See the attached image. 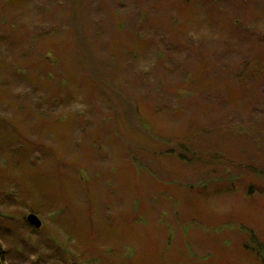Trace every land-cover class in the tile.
Segmentation results:
<instances>
[{
    "label": "rangeland",
    "instance_id": "1",
    "mask_svg": "<svg viewBox=\"0 0 264 264\" xmlns=\"http://www.w3.org/2000/svg\"><path fill=\"white\" fill-rule=\"evenodd\" d=\"M263 125L264 0H0L1 264H264Z\"/></svg>",
    "mask_w": 264,
    "mask_h": 264
},
{
    "label": "trees",
    "instance_id": "2",
    "mask_svg": "<svg viewBox=\"0 0 264 264\" xmlns=\"http://www.w3.org/2000/svg\"><path fill=\"white\" fill-rule=\"evenodd\" d=\"M213 2H215L216 0H212ZM258 71L259 72H261V70L258 68ZM263 71V70H262ZM264 126V125H263ZM165 155H173V153H171L170 151H167V152H165L164 153ZM173 156H175V155H173ZM176 157L177 158H180L179 156H177L176 155ZM182 160V159H181ZM183 162H185V163H193V162H196L197 164H200V163H202V162H205V165H215L217 162L215 161V159L214 160H207V161H201V160H199V159H193V158H190V159H188V160H186V161H183ZM209 163V164H208ZM210 169V168H209ZM214 170V169H213ZM206 185H207V183L205 184V186L204 187H206ZM260 253V254H259ZM258 254L260 255V256H262V257H264V254L263 253H261V251L259 252ZM4 260H5V254H4V252L3 251H1V249H0V264H1V261H3L4 262ZM6 261V260H5ZM3 264V263H2Z\"/></svg>",
    "mask_w": 264,
    "mask_h": 264
},
{
    "label": "water",
    "instance_id": "3",
    "mask_svg": "<svg viewBox=\"0 0 264 264\" xmlns=\"http://www.w3.org/2000/svg\"><path fill=\"white\" fill-rule=\"evenodd\" d=\"M26 221L32 225L35 229H39L41 227V222L40 220L38 219V217L34 214H29L27 217H26Z\"/></svg>",
    "mask_w": 264,
    "mask_h": 264
}]
</instances>
